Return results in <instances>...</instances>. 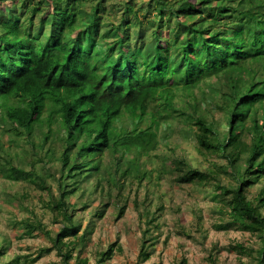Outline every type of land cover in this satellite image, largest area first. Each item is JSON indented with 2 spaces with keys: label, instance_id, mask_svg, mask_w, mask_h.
Instances as JSON below:
<instances>
[{
  "label": "trees",
  "instance_id": "trees-1",
  "mask_svg": "<svg viewBox=\"0 0 264 264\" xmlns=\"http://www.w3.org/2000/svg\"><path fill=\"white\" fill-rule=\"evenodd\" d=\"M107 2L0 0V180L29 211L18 236L47 237L34 259L57 250L61 264H88L95 220L132 200L148 256L166 207L183 219L173 184L157 190L171 174L211 202L215 229L256 237L235 246L264 264V0ZM10 243L0 232V257Z\"/></svg>",
  "mask_w": 264,
  "mask_h": 264
},
{
  "label": "rangeland",
  "instance_id": "rangeland-1",
  "mask_svg": "<svg viewBox=\"0 0 264 264\" xmlns=\"http://www.w3.org/2000/svg\"><path fill=\"white\" fill-rule=\"evenodd\" d=\"M137 1L140 2V0ZM107 3L110 10L114 8L113 5H118V0H108ZM105 20L108 21V18H105ZM166 140H174L180 143L182 138L180 133H174L170 139ZM182 147L185 151L196 152L187 141H183ZM167 179V181H162L157 190H169V184H173L174 201L181 205L180 215L183 217V223H179L177 212L166 207L163 216L160 218L162 223L161 232L152 231L153 234L159 233L156 243L150 249L148 256L141 258L139 251L144 226L141 227L138 224L137 211L132 200H129L125 212L120 218L116 217L113 207L110 206L106 216L95 220V229L89 236L90 243L85 252L89 260L88 264H96L98 251L101 248H106L109 242L116 240L122 248L119 250L114 247L115 251L106 261V264H175L182 257L186 258L188 264H206L210 253L218 258L216 264H247L249 257L242 254L235 245L241 241L246 245L251 242L255 243L256 237L239 230L223 231L215 229L214 223L218 221L217 215L212 212L211 202L202 196L201 191L198 192V190L192 189L189 184L174 183L171 174H167ZM13 184L14 182L11 180L4 178L0 180V232H6L11 239L6 252L0 257V264L9 261L14 254L22 257V264H61V256L57 250L45 252L38 259H34L40 248L49 244V240L44 234L38 232L36 236L25 235L21 238L18 236L23 229L20 228V224L14 223V220H20L24 215L29 214V211L22 209L17 203L15 204L8 198L9 188ZM131 195L143 196V193L137 194L133 191ZM32 198L36 210L42 214L41 219L48 225V229H56L58 224L53 222L51 213L40 204L36 194L33 193ZM79 201H82V199H79ZM193 205L202 208L201 219L193 214ZM82 215L85 224L88 222L90 214L88 211H83ZM200 224H203V227L207 230L205 236L198 226ZM215 243L216 247L211 248Z\"/></svg>",
  "mask_w": 264,
  "mask_h": 264
}]
</instances>
